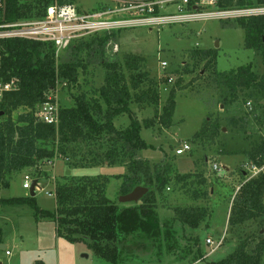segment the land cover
I'll return each mask as SVG.
<instances>
[{"label": "rangeland", "instance_id": "1", "mask_svg": "<svg viewBox=\"0 0 264 264\" xmlns=\"http://www.w3.org/2000/svg\"><path fill=\"white\" fill-rule=\"evenodd\" d=\"M70 1L87 10L111 7L119 2ZM234 18L237 17L124 28L120 29L121 33L117 34L116 40L108 41L103 48L92 47L79 50L76 54L68 48L55 54L57 63L73 58L87 64L85 71L79 69L77 82L58 79L55 90L49 94L58 108L74 105L75 97L81 93H85L88 99L97 97V90L105 82V62L118 61L121 65L126 53L144 56L146 64L143 70L149 72L155 80L172 76L171 82L159 86L161 98L157 106H139L132 102L130 109L134 114L118 113L112 116L117 128L129 126L135 118L141 122L153 117L155 109H161L170 88L176 82V108L172 125L167 128L160 125L143 128L141 137L146 147L137 152V157L146 159L151 165L164 162L171 164V180L165 187L155 191L154 209L158 214L161 231L166 228L163 223L168 222L169 233L173 236L168 240L160 238L159 247L148 238L144 240L137 237L136 241L129 236L122 244L123 254L119 264H209L226 257L241 242H246L248 248L252 249L264 237V216L234 228L228 226L231 201L239 189L241 179L252 177L243 150L264 136V113L257 104L262 96L257 91L243 90L238 98L224 104L223 97L228 93L224 76H216L213 69L206 68V60L195 63L191 54L195 50L214 48L217 52V71H227L251 62L256 72L263 73L264 59L260 53L244 47V29L224 25L227 19ZM162 61L168 63L165 70L161 68ZM125 73L127 76L131 74L127 71ZM179 78L181 81L178 82ZM102 106L106 107L104 102ZM22 111L14 112L13 117L16 118ZM232 117L243 119L234 125L229 121ZM217 127L219 132L212 134ZM200 130L205 131V136L193 139L194 134ZM185 143L191 149L176 154V149ZM107 148L106 142L102 146L98 143L71 144L67 158L55 156L52 163L47 162L42 166L40 172L36 173L34 168L28 167L14 173L10 186L0 187V197L28 195L30 189L24 188L23 183L29 178L30 186L33 180H37V204L41 208L54 210L55 196L48 193L55 192L56 183L62 181L63 177L101 174L109 177L106 195L119 205H131L119 202L124 178L118 176L128 172L127 166L122 162L107 164L101 161ZM92 160L101 164L88 165ZM214 163L221 166L220 171L213 168ZM186 173L191 177L182 181L176 179L178 174ZM199 175L206 179L203 186L199 184ZM194 190L204 191L206 196L195 199ZM175 207L203 208L206 215L193 225L183 224L175 217ZM207 238L215 242L222 238L223 242L211 251L213 245L206 243ZM2 244L6 246L5 249L1 248ZM6 250L10 251L9 255ZM0 262L111 264L96 256L93 248L84 240L74 241L57 235L55 222L50 219L36 220L33 209L28 205L0 206ZM261 264H264V254Z\"/></svg>", "mask_w": 264, "mask_h": 264}, {"label": "trees", "instance_id": "2", "mask_svg": "<svg viewBox=\"0 0 264 264\" xmlns=\"http://www.w3.org/2000/svg\"><path fill=\"white\" fill-rule=\"evenodd\" d=\"M1 21H17L42 17L47 7L58 1L68 0H1ZM70 1V0H69ZM264 5V0H217L219 9H240ZM227 26L241 27L245 31L244 47L257 50L264 59V14L227 19ZM121 30L111 33L94 34L80 39L70 46L74 54L79 50L103 48L108 41L116 40ZM72 54V55H74ZM195 63L206 60L205 67L211 68L216 76H224L228 93L223 103L238 98L243 90L257 91L262 98L257 104L264 113V72L258 73L252 63L240 65L227 71H217L216 49H202L191 52ZM146 58L142 55L126 53L123 64L105 62L104 84L97 90V97L87 98L85 93L75 97L71 106L59 108L57 124H47L35 116L38 106L46 102L55 90L58 79L77 82L79 69L85 71L87 64L80 59L56 62L55 47L51 42L14 38L0 40V77L17 80V88L4 93L0 99V187L10 186L14 173L25 168L41 171L42 166L55 156L67 158L69 145L78 143L100 146L108 144L103 153L107 164L125 163L127 173L119 175L124 181L120 195L130 192L138 185L147 186L149 191L140 202L119 205L106 195L109 177L106 175L65 176L56 183L54 210L41 208L36 196L0 197V206L28 205L33 209L36 220L50 219L56 224L57 235L70 240H84L93 248L96 256L119 264L123 254V242L128 237L148 238L160 246V238L171 239L170 225L161 231L158 214L154 209L155 191L165 187L171 180L172 168L168 162L151 165L146 159L137 157V152L146 147L141 137L143 128L156 125L170 127L176 108V85H172L161 109H155L153 117L141 122L136 118L123 128L113 124L116 114H134L130 103L139 106H157L160 102L161 84H168L170 75L159 80L144 71ZM125 71L130 72L128 76ZM133 72V73H132ZM181 78L178 79V82ZM145 84V86H143ZM179 85V83L177 84ZM53 101V100H52ZM105 103L106 107L102 106ZM248 102V101H247ZM23 110L13 117V113ZM242 117L230 118L231 124H238ZM219 127L212 134H217ZM205 131L196 132L193 139L203 138ZM214 136V135H213ZM248 167H263L256 175L243 177L239 189L231 201L228 226L234 228L248 221L264 216V136L243 150ZM227 153V152H226ZM231 153V152H228ZM126 161V162H125ZM101 164L92 160L88 165ZM241 174L243 171L240 170ZM191 175L178 174L177 180H186ZM206 179L199 175V184ZM206 192L194 190L193 197H205ZM176 218L183 224H195L206 215L199 207L174 208ZM134 241V243H137ZM264 254V237L249 249L241 242L226 257L209 264H261ZM196 259V258H195Z\"/></svg>", "mask_w": 264, "mask_h": 264}, {"label": "built area", "instance_id": "3", "mask_svg": "<svg viewBox=\"0 0 264 264\" xmlns=\"http://www.w3.org/2000/svg\"><path fill=\"white\" fill-rule=\"evenodd\" d=\"M217 0H119L111 7L87 10L72 1L51 3L44 15L34 19H21L17 21H0V40L23 38L51 42L55 47V54L64 52L80 39L94 34L111 33L124 28L135 26H162L177 23H190L208 18H231L264 14V5L240 9H219ZM3 2L0 0V9ZM173 8V9H172ZM210 9V10H208ZM117 50V45H115ZM168 66L166 61L161 62V68ZM173 80L169 78V82ZM17 88L15 77L4 80L0 77V99L4 93ZM251 105V102H247ZM35 116L39 121L47 124H57L59 121V108L57 103L49 97L46 102L38 106ZM191 146L183 144L176 149V154L189 151ZM52 163L51 160L48 163ZM213 168L221 170V166L214 163ZM252 176L263 167H249ZM32 185V184H31ZM23 187L30 189L29 178H26ZM54 195L55 192H49ZM223 239L214 241L207 238L206 243L213 245L211 251L221 245ZM6 254H10L6 250ZM2 264V263H1Z\"/></svg>", "mask_w": 264, "mask_h": 264}, {"label": "water", "instance_id": "4", "mask_svg": "<svg viewBox=\"0 0 264 264\" xmlns=\"http://www.w3.org/2000/svg\"><path fill=\"white\" fill-rule=\"evenodd\" d=\"M37 184V180H33L32 185L29 190L30 196H35V186ZM149 191L147 186L138 185L134 187L130 192L126 194H122L119 198V202L121 203H138L142 197ZM1 248L4 249L5 245H1ZM1 264V262H0Z\"/></svg>", "mask_w": 264, "mask_h": 264}, {"label": "crops", "instance_id": "5", "mask_svg": "<svg viewBox=\"0 0 264 264\" xmlns=\"http://www.w3.org/2000/svg\"><path fill=\"white\" fill-rule=\"evenodd\" d=\"M5 248H6V246H5ZM5 248H4V249H5Z\"/></svg>", "mask_w": 264, "mask_h": 264}]
</instances>
